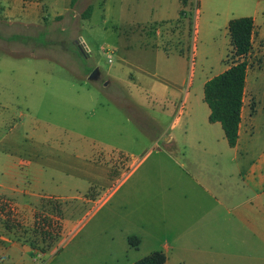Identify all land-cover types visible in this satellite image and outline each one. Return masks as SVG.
<instances>
[{
  "label": "rangeland",
  "instance_id": "obj_1",
  "mask_svg": "<svg viewBox=\"0 0 264 264\" xmlns=\"http://www.w3.org/2000/svg\"><path fill=\"white\" fill-rule=\"evenodd\" d=\"M243 16L264 0H0V237L26 247L0 264H264V112L232 150L203 101ZM246 60L264 107V49Z\"/></svg>",
  "mask_w": 264,
  "mask_h": 264
},
{
  "label": "trees",
  "instance_id": "obj_2",
  "mask_svg": "<svg viewBox=\"0 0 264 264\" xmlns=\"http://www.w3.org/2000/svg\"><path fill=\"white\" fill-rule=\"evenodd\" d=\"M75 0H70L73 5ZM183 10H180L179 14ZM92 13V5H87L81 12V18L87 19ZM230 46L234 61L228 67L207 79L203 84V101L206 103L209 114L207 117L210 123H219L224 134V138L229 147H234L238 137V126L240 122V112L242 106V96L245 86V78L248 62L247 55L251 51V35L253 30V19L249 16L236 17L228 21L227 25ZM21 38L19 34H12L8 40ZM53 232H46L50 241L46 247H51L55 240ZM58 231L56 236H58ZM53 238V239H52ZM140 240L136 236L128 237V243L137 247ZM166 256L162 251H154L145 257L137 260L133 264H164Z\"/></svg>",
  "mask_w": 264,
  "mask_h": 264
},
{
  "label": "crops",
  "instance_id": "obj_3",
  "mask_svg": "<svg viewBox=\"0 0 264 264\" xmlns=\"http://www.w3.org/2000/svg\"><path fill=\"white\" fill-rule=\"evenodd\" d=\"M261 0H259L260 2ZM253 19V30H252V35H251V44L252 48L256 45H259L261 48L264 49V26L262 27L258 23H256L255 17H252ZM160 48V47H159ZM251 48V51H252ZM161 49V48H160ZM251 51L249 54H251ZM165 53V52H164ZM248 54V55H249ZM228 67L227 64H225L223 70L224 71ZM248 68L249 65L247 66V71H246V78H245V86H244V91H243V96H242V106H241V112H240V122L238 126V137H237V142L234 147H230L232 150H238L240 148V143L244 140L250 139V127L252 124V121L258 114H262L264 112V107H257V102L255 98V92H254V79L248 80ZM209 79V78H208ZM247 96V100H246ZM246 100V101H245ZM209 114V110H208ZM207 114V116H208ZM210 123V122H209ZM216 124H219L217 122L212 123V126H216ZM220 126V124H219ZM221 127V126H220ZM224 135V134H223ZM163 138L164 141H166L167 145H172L174 148H177L175 145V137L173 134H166V131L163 130L157 137L156 139ZM229 146V145H228ZM181 165L183 166L184 163L181 162ZM192 178L195 180V182L200 185L204 190H206L208 193H210L216 200L221 202L222 204L224 203L226 205V200L223 198L221 200V196L219 195V198H217V195L214 186L212 185L211 181L205 177V175L201 173H197L192 176ZM12 195L15 198L17 196L15 195H27L28 192L27 190H19L15 187L10 188ZM255 196H259L262 194V192H254ZM1 196H7L5 194H0ZM223 204V205H224ZM24 206H27L24 204ZM25 246L22 245L20 242H16L14 240H10L9 238L5 236L0 237V263H2L4 260H8L10 256L15 253V252H25ZM14 255V254H13Z\"/></svg>",
  "mask_w": 264,
  "mask_h": 264
},
{
  "label": "water",
  "instance_id": "obj_4",
  "mask_svg": "<svg viewBox=\"0 0 264 264\" xmlns=\"http://www.w3.org/2000/svg\"><path fill=\"white\" fill-rule=\"evenodd\" d=\"M99 78V70L98 68H94L90 74L88 75V80L94 81Z\"/></svg>",
  "mask_w": 264,
  "mask_h": 264
},
{
  "label": "built area",
  "instance_id": "obj_5",
  "mask_svg": "<svg viewBox=\"0 0 264 264\" xmlns=\"http://www.w3.org/2000/svg\"><path fill=\"white\" fill-rule=\"evenodd\" d=\"M109 61H110V58H109Z\"/></svg>",
  "mask_w": 264,
  "mask_h": 264
}]
</instances>
